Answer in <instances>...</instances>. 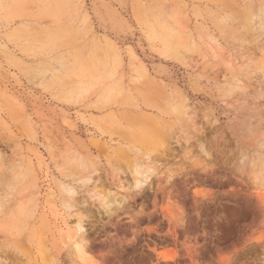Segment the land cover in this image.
Returning a JSON list of instances; mask_svg holds the SVG:
<instances>
[{
  "label": "rangeland",
  "instance_id": "374dc122",
  "mask_svg": "<svg viewBox=\"0 0 264 264\" xmlns=\"http://www.w3.org/2000/svg\"><path fill=\"white\" fill-rule=\"evenodd\" d=\"M134 160L160 167L126 199ZM0 245L264 264V0H0Z\"/></svg>",
  "mask_w": 264,
  "mask_h": 264
},
{
  "label": "clouds",
  "instance_id": "9594fccd",
  "mask_svg": "<svg viewBox=\"0 0 264 264\" xmlns=\"http://www.w3.org/2000/svg\"><path fill=\"white\" fill-rule=\"evenodd\" d=\"M226 22V18H225ZM178 101L172 99L169 101L170 109H175ZM81 169H86V165L81 163L79 165ZM160 164L159 162H151V163H141L139 160H134L132 164V168L136 175V181L132 184L131 187L127 189V197L126 199L132 198L133 193H140L144 187L151 183V180L158 175ZM90 195L101 204V206L105 207V209H110L114 201L112 199L116 194L112 192L111 189L101 188L98 182H94V186L91 189ZM4 251H15L18 255H24L22 249L15 245H0V252ZM0 264H7V262L0 260Z\"/></svg>",
  "mask_w": 264,
  "mask_h": 264
},
{
  "label": "bare ground",
  "instance_id": "6f19581e",
  "mask_svg": "<svg viewBox=\"0 0 264 264\" xmlns=\"http://www.w3.org/2000/svg\"><path fill=\"white\" fill-rule=\"evenodd\" d=\"M261 134H262V133H261ZM114 197H115V196H114ZM116 199H117V198H116ZM114 201H115V199H114ZM116 202H117V201H116ZM114 203H115V202H114ZM231 209H232V208H231ZM233 211H235V210H233ZM238 211H239V210H238ZM227 227H228V226H227ZM227 227L224 228V230H225L226 232L229 231ZM83 229H84V227H83L81 224H78V230H77V231H78V232H79V231L81 232V235L78 236V239H82V238H84L85 234L83 233V231H84ZM226 232H225V233H226ZM149 254H150V253H149ZM151 254H152V253H151ZM150 256H151V255H150ZM147 257H148V255H147ZM152 257H153V256H152ZM142 258H143V257H142ZM142 260H143V259H142ZM142 260H141V261H142ZM148 260H149V259H148ZM144 261H145V260H144Z\"/></svg>",
  "mask_w": 264,
  "mask_h": 264
}]
</instances>
